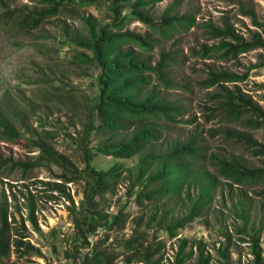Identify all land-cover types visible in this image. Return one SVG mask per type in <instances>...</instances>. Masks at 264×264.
<instances>
[{
  "label": "rangeland",
  "instance_id": "1",
  "mask_svg": "<svg viewBox=\"0 0 264 264\" xmlns=\"http://www.w3.org/2000/svg\"><path fill=\"white\" fill-rule=\"evenodd\" d=\"M0 4H5L0 6V15L6 13V7L33 10L46 6L42 0H0ZM243 6L253 7L264 25V0H161L151 10L152 16L160 19L167 9L174 7V12L180 15L186 12L193 14L198 25L171 37L155 33L157 43L154 50L143 52L153 65L160 59L163 51L177 52V61L170 68L172 86H165L155 77L153 86H157L160 98L177 102L182 107L175 120L160 122L161 138L150 144L143 153H166L176 143L197 135L203 145V155L193 163L196 182L191 186L187 185L181 195L150 203L139 200L138 189L132 193L128 190V181L120 180L111 191L101 197L100 208L108 216L123 211V223L112 231L100 229L97 235L90 238L91 246L80 248V254L74 255L80 243L76 240L71 203L59 197L58 193H53L46 184L61 170L40 166L26 180L16 171L0 180V198L5 195L9 197L10 211L17 212L19 221L18 211L21 210L26 216L27 205L34 203L40 230H33L27 222L30 229L28 239L41 248L42 255L18 258L13 253L5 259V264H78L87 252L106 247L110 249L112 256L110 262L104 261L103 264H147L139 255L128 263L127 257L131 252L122 247L125 241L136 234V227L140 231L149 232L145 240L146 246L160 247L149 264H155L156 261L159 264H173L179 242L184 238L190 242L187 250L191 249L192 244L203 241L216 263L221 259L218 247L224 243L227 231L232 236V260L236 264H251V243L242 240L248 238L240 233L243 221L233 202H247L251 211V224L257 228L263 226L261 245L264 248V196L257 190L239 186L231 189L221 179L206 212L186 228L179 230L176 237L158 230L155 222L163 215L171 219L172 216H180L187 211V193L195 196L202 179H206L208 173H217L215 157H236L248 166H264V155H258L246 143L228 138L225 134L226 128L232 127L248 133L258 143L264 144V127L251 129L241 123L228 124L217 118H207L206 106L212 105L211 93L215 88L208 89L202 84L210 70L246 73L247 78L238 84L264 109V49L252 50L233 60L218 55L205 59L197 54L203 44L213 45L217 42L205 29L204 24L208 21H213L218 26L230 21L247 38L256 31L263 33V29L255 26L252 19L242 12ZM107 7L108 0H101L97 5L69 7L56 17L48 18L41 26L25 32H16L11 25L8 28L0 26V100H4L10 117L26 136L33 131L44 137L46 132L52 133V137H47L48 142L79 168H83L86 162L82 147L77 141L85 135L84 126L89 118V109L98 93V69L95 65L78 60L77 55L83 48L76 46L74 40L86 35L84 16L93 15L100 22L110 21ZM126 29L142 34L149 32L146 25L135 20L128 22ZM129 132H119L116 138ZM111 139L113 138L107 135L93 134L87 145L96 152L97 145ZM28 145L23 138L15 142L0 140V151L5 156L12 155L16 159L36 157L39 150L34 148L31 151ZM139 156L123 159L97 153L92 163L97 169H109L115 164L127 169L137 165ZM84 185L83 179L67 184L76 205L83 199ZM53 194L57 197H52ZM155 211H158V218L149 222ZM68 252L73 254L68 256ZM189 264H194L193 260Z\"/></svg>",
  "mask_w": 264,
  "mask_h": 264
},
{
  "label": "trees",
  "instance_id": "2",
  "mask_svg": "<svg viewBox=\"0 0 264 264\" xmlns=\"http://www.w3.org/2000/svg\"><path fill=\"white\" fill-rule=\"evenodd\" d=\"M42 1L46 6L33 10L6 7V13L0 15V26L8 28L11 25L16 32L33 30L69 7L97 5L101 0ZM160 1L108 0L110 21L100 22L93 15L83 18L86 35L74 40L76 46L83 48L77 57L80 62L95 65L98 69V93L89 109V118L84 126L85 135L77 141L85 155L86 164L83 168L77 167L48 142L47 137H52V133L46 132L44 137L33 131L26 136L10 117L4 100H0V140L15 142L23 138L31 151L34 148L39 150L36 157L26 160L16 159L12 155L5 156L0 151V180L16 171L26 180L40 166L61 170L46 184L53 193H58L59 197L71 203L76 240L81 246L76 247L74 255L80 254V248L90 247V238L97 235L100 229L112 231L123 223V211L108 216L100 208L101 197L111 191L120 180L128 181V190L132 193L138 189L139 200L150 203L181 195L187 185L191 186L196 182L193 163L203 155V145L197 135L176 143L166 153H143L150 144L161 138L160 122L173 121L182 111L177 102L160 98L157 86H153L154 77L165 86H172L170 68L177 61V52L163 51L155 65L143 52L154 50L157 43L155 33L171 37L198 25L193 14L186 12L180 15L174 12V7L167 9L160 19L154 18L151 10ZM126 9L128 10L125 11ZM242 12L252 19L255 26L263 29V33L256 31L247 38L230 21H225L223 26L208 21L204 24L205 29L217 42L213 45L203 44L197 50L201 58L218 55L233 60L252 50L264 49V25L259 21L256 10L251 6H243ZM132 20L146 25L149 32L142 34L126 29V24ZM246 78V73L230 70L208 71L202 84L205 88L215 90L211 93L212 105L206 106L207 118H217L228 124L241 123L251 129L264 127L263 107L238 84ZM122 131L130 132L116 138ZM93 134L107 135L113 139L97 145L94 152L87 145ZM225 134L228 138L246 143L258 155H264V144L258 143L248 133L227 127ZM97 153L123 159L140 156L137 165L132 168L125 169L122 165L115 164L109 169H97L92 163ZM214 164L217 173H208L206 179H202L195 196L187 193L188 209L184 214L172 216L171 219L164 215L158 218V211H155L149 222L158 218L155 221L158 230L165 231L170 237H176L179 230L186 228L206 212L221 179L231 189L235 186L254 189L264 196V166H248L236 157H215ZM80 179L85 180L83 199L76 205L67 184ZM52 197L57 195L53 194ZM10 206L8 196L0 198V264H5V259L13 253L18 258L42 255L41 248L28 239L30 229L27 222L33 230H40L34 203L27 205L26 216L19 209L20 221L17 212L10 211ZM233 206L237 208L243 221L240 233L248 238L242 240L251 243V264H264V248L261 245L263 226L257 228L251 224V211L247 202L238 200L233 202ZM148 234V231H140L136 227V234L123 243L122 247L131 252L127 257L128 263L139 255L149 264L160 251L159 246L152 248L145 245ZM231 241L232 236L227 231L224 243L218 247L221 259L214 263L213 255L206 250L203 241L192 244L191 249L187 250L189 239H181L173 264H189L192 260L194 264H236L231 256ZM72 254L67 253L68 256ZM111 256L110 249L106 247L103 250L87 252L78 264H103L104 261L110 262ZM155 264H159V261Z\"/></svg>",
  "mask_w": 264,
  "mask_h": 264
}]
</instances>
